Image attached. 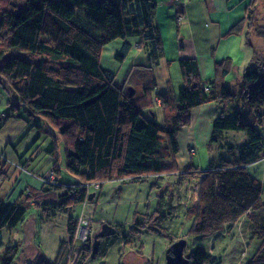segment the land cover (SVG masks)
Wrapping results in <instances>:
<instances>
[{
  "label": "trees",
  "instance_id": "1",
  "mask_svg": "<svg viewBox=\"0 0 264 264\" xmlns=\"http://www.w3.org/2000/svg\"><path fill=\"white\" fill-rule=\"evenodd\" d=\"M257 5L258 0L250 1L244 19L230 30V35L255 28ZM156 8L152 0H0V87L9 98L10 116L24 115L34 126L36 119H41L53 127L58 138L48 132L54 154L50 172L61 177L56 157L58 139L65 173L76 182L69 185L55 179L52 184L43 178L46 188L31 190L23 201L8 204L0 200V247L1 231L14 229L30 207L40 208L46 216L55 210L66 213L86 203L91 186L175 173L177 136L191 124V111L210 102L218 104L220 113L212 122L209 150L225 131L244 132L248 143L239 157L221 160L210 171L190 165L179 174L180 180L202 177L198 199L186 212L191 222L188 235L208 241L249 211L262 209L261 182L248 167L264 158V136L258 131L264 127V115L257 111L264 106V64L245 71L241 91L231 93L225 86L233 65L231 59L215 64L208 87L200 77L196 60L183 59L178 62L182 86L177 91L170 87L164 94H155L153 67L164 56L161 34L154 22ZM129 37L140 38L138 47L149 63L133 66L119 89L114 74L101 66V54L110 43ZM130 48L124 44L116 61L122 63ZM11 49L25 52L33 61L8 56ZM45 53L58 59L39 61ZM129 89L134 90L133 95ZM157 101L162 124L153 111ZM239 101L248 107L246 113L235 110ZM167 160L171 166L164 168ZM5 166L0 161V177L4 176ZM61 189L66 193L57 197L55 191ZM163 202L160 198L150 214L136 213L124 241L140 239L144 232L160 236L173 216L172 208L168 214L163 212ZM75 225L68 220L70 235ZM116 231L112 237L119 235V229ZM253 231L261 243L247 264H264V218L253 222ZM167 237L170 244L176 240L172 235ZM16 249L7 248L0 264H13ZM98 254L99 249L92 255V242L88 243L81 249L79 264L95 260ZM189 255L190 264L219 263L201 247ZM38 264L55 262L40 258Z\"/></svg>",
  "mask_w": 264,
  "mask_h": 264
},
{
  "label": "rangeland",
  "instance_id": "2",
  "mask_svg": "<svg viewBox=\"0 0 264 264\" xmlns=\"http://www.w3.org/2000/svg\"><path fill=\"white\" fill-rule=\"evenodd\" d=\"M259 2L257 20L259 26L264 28V0H259ZM251 40L257 49L258 60L264 61V42L258 41L257 37H253ZM7 55L33 61L25 52L18 49L9 50ZM48 58L57 60L58 56L45 53L39 61H45ZM178 75V67L176 71L175 68L171 70L172 78L175 76L177 78ZM238 77L236 73L231 75V82L228 85L229 92L237 93L238 87L242 85V79ZM234 108L240 113H246L249 110L240 101L235 103ZM257 111L260 115H264V106ZM146 114L148 115V113ZM36 122L38 125H42L46 137L51 139L48 132L57 135L53 127L45 124L43 120L36 119ZM158 122L162 124L161 118ZM258 131L264 136V127L258 128ZM247 143L248 138L244 132L225 131L218 136L216 142L212 143L211 150L207 144L197 149L196 153L193 149L194 156L191 155L190 149L189 155L193 156L194 163L206 172L219 166L221 160L230 161L235 156L239 157ZM56 145V157L59 159L60 169L64 176H67L61 143L58 139ZM164 167H167L166 163ZM248 171L261 182L262 209L249 211L241 223L237 226L227 227L218 236L221 240L214 243L202 239L196 240L188 235L191 222L186 219V212L187 209L194 206L198 199V183L202 177L194 176L180 180L178 177L183 173L181 172L172 173L173 175L164 174L166 176L163 177L156 176L154 180L148 181L149 183L154 182L151 187L149 183L140 180L109 182L105 183L101 189L98 188V185L91 186L89 192L96 193V199L86 200V203L77 205L66 213L55 210L50 211L46 216L40 208L30 207L15 231L12 233L4 231L3 244L0 247V261L6 257L5 250L7 248L17 247L13 255L15 264H27L28 259H31L30 264H38L40 258L61 264L65 260L70 236L67 232L68 220L72 219V222L75 223L83 213L84 218L92 222L94 233L90 242L93 243L94 235L100 231L103 224L112 223L111 227L119 229V235L116 238L111 236L102 239L96 259H87L82 264H165L166 251L172 245L167 235L174 236L176 238L174 242L182 239L187 241L184 254H189L197 247H201L208 254L212 252L211 256L218 260V264H247L261 243V239L254 234L253 222H262L264 218V161H259L255 166L248 168ZM49 173L50 171L45 174L47 178L51 176ZM52 174L53 179H56L55 174ZM160 198L164 199L163 212L165 214L169 213L170 208L173 209L172 219L169 221L170 223L164 224L165 230L161 232L160 236L152 232H144L140 239H131L130 243L124 241V235L128 234L127 230L133 224L136 213L141 215L152 213ZM163 234L166 236L164 237ZM120 241L124 242L123 247L117 244ZM2 249L3 251H1ZM81 259L80 251L76 264H79Z\"/></svg>",
  "mask_w": 264,
  "mask_h": 264
},
{
  "label": "crops",
  "instance_id": "3",
  "mask_svg": "<svg viewBox=\"0 0 264 264\" xmlns=\"http://www.w3.org/2000/svg\"><path fill=\"white\" fill-rule=\"evenodd\" d=\"M89 1L99 3L109 0ZM152 1L157 4L154 22L159 28L164 48V56L153 67L156 82L155 94H164L170 87L177 91L182 86L180 71L177 78L176 76L172 78L170 72L174 68L176 71L178 62L183 59L196 60L200 77L206 87L210 85L214 78L215 64L231 59L232 69L225 78L227 90L232 74L236 73L239 76L238 78L242 79L245 71L255 70V68L264 64V61L260 62L258 60L257 49L251 43L253 37H257L261 43L264 42V28L259 26L257 20L260 7L259 0L255 28L247 32L244 31L241 35H230L229 32L244 19L246 7L251 0ZM139 42V37H129L125 40H116L102 50L101 66L114 74L115 84L119 89L124 86L127 75L133 66L149 63L143 50L138 47ZM124 44H129L131 48L125 60L119 63L115 57ZM238 88L237 92H240L242 85ZM8 101V96L0 87V161L1 164L6 163L3 169L4 176L0 177V200L8 204H14L23 201L26 193L31 190L40 191L46 188L43 178L45 179L47 176L45 174L52 171L54 154L50 148L51 139L44 134L42 125L36 123L34 126L28 123L24 115H21L20 118L11 117ZM153 111L157 122L161 118L163 123L159 101L156 102ZM145 113H148V111H145ZM219 113V106L216 102L203 104L191 111V124L177 136L178 153L175 156L177 166L175 173L184 172L190 165L202 171L199 165L193 161L192 157L195 154L190 156L189 150L194 149L196 153L197 149L209 143L212 122L219 116ZM259 161H264V158ZM259 161L249 165L248 168L255 166ZM165 163L167 167L164 168L171 166V161L167 160L163 165ZM169 164L170 166H168ZM163 176L166 175H160V177ZM55 178L62 184L73 185L76 183L68 175L64 176L62 171L61 177L57 178L55 175ZM155 178L156 176H151L142 182L149 183L148 181ZM153 183H149L150 187ZM55 193L57 197H61L66 193V190L61 189L55 191ZM93 194L92 200H95L96 193ZM244 218H241L235 226L241 223ZM17 226L12 230L3 229L1 231L2 237L4 231L12 233ZM220 234L214 236L208 242L214 243L221 240L218 238ZM117 244L123 247L124 242L121 243L120 241ZM13 264H15L14 260Z\"/></svg>",
  "mask_w": 264,
  "mask_h": 264
},
{
  "label": "built area",
  "instance_id": "4",
  "mask_svg": "<svg viewBox=\"0 0 264 264\" xmlns=\"http://www.w3.org/2000/svg\"><path fill=\"white\" fill-rule=\"evenodd\" d=\"M190 153L193 155L194 150L191 149ZM50 175L51 176H48V178L46 177V182L53 184L55 183V179H53L52 173ZM75 224V230L73 234L69 236L65 260H63L61 264H76L77 257L79 256L81 249L90 243L92 239L94 233L92 222L85 219L83 213H81V215L78 217Z\"/></svg>",
  "mask_w": 264,
  "mask_h": 264
},
{
  "label": "water",
  "instance_id": "5",
  "mask_svg": "<svg viewBox=\"0 0 264 264\" xmlns=\"http://www.w3.org/2000/svg\"><path fill=\"white\" fill-rule=\"evenodd\" d=\"M130 94H134V90L129 89ZM94 194L92 193L88 201H92ZM116 229L108 224H103L99 232L94 235L92 243V255L94 256L99 248L101 239L114 236L116 234ZM187 246V241L184 239L173 242V244L166 251V263L165 264H190V255L184 254L185 248ZM27 264L31 263V259H28Z\"/></svg>",
  "mask_w": 264,
  "mask_h": 264
}]
</instances>
